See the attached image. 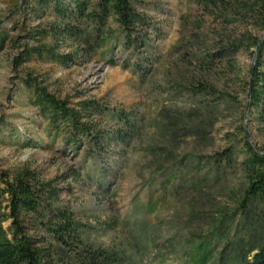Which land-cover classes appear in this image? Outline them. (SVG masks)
<instances>
[{
    "label": "rangeland",
    "instance_id": "obj_1",
    "mask_svg": "<svg viewBox=\"0 0 264 264\" xmlns=\"http://www.w3.org/2000/svg\"><path fill=\"white\" fill-rule=\"evenodd\" d=\"M136 2L157 30L150 35V67L142 76L124 69L133 59L121 47L111 56L98 52L67 66L37 57L16 66L25 47L38 45L28 35L48 28L49 21L19 17V0H0V28L14 39L0 50V171L28 170L39 182L54 180L61 188L56 206L73 212L88 243L116 253L118 264H186V241L200 236L218 243L217 223L242 194L244 177L235 161L228 168L213 165L236 138L237 123L231 110L216 109L184 89L199 77L188 48L196 42L192 22L199 9L189 0ZM44 44L63 54L76 46L51 35ZM238 63L246 68L250 60L240 54ZM25 73L72 106L94 100L131 114L135 130L128 146L112 149L100 162L59 141L50 145L21 84ZM26 140L32 147H23Z\"/></svg>",
    "mask_w": 264,
    "mask_h": 264
},
{
    "label": "trees",
    "instance_id": "obj_2",
    "mask_svg": "<svg viewBox=\"0 0 264 264\" xmlns=\"http://www.w3.org/2000/svg\"><path fill=\"white\" fill-rule=\"evenodd\" d=\"M189 1L201 12L192 22L196 42H188L193 51L190 63L199 77H193L184 89L192 97H205L216 109L231 110L237 123L236 138L213 165L228 168L234 160L242 171L244 187L234 210L222 213L217 223L214 233L218 243L200 236L186 241V264H264V157L260 155H264V41L255 59L247 116L258 152L248 141L243 122L250 63L246 68L238 63L240 54L251 61L264 35V0ZM19 2L14 8L16 15L49 23L48 28L28 35L38 45L25 47L14 59L16 66L31 57L67 66L98 52L111 56L121 47L133 59L126 60L124 69H134L141 76L148 73L150 35L157 30L136 0ZM49 35L59 43L74 42L75 50L58 53L57 46L44 44ZM13 42L9 32L0 28V50ZM108 61L115 65L113 59ZM212 78L220 81L219 86ZM21 84L28 103L45 123L50 145L59 141L74 153L83 152L87 159L101 162L112 149L127 147L133 137L135 123L129 113L94 100L72 106L31 73L23 74ZM110 123L112 127L106 128ZM23 145L33 144L26 140ZM60 192L54 180L39 182L28 170L14 174L0 171V264H118L116 253L88 243L86 229L73 212L56 206Z\"/></svg>",
    "mask_w": 264,
    "mask_h": 264
},
{
    "label": "water",
    "instance_id": "obj_3",
    "mask_svg": "<svg viewBox=\"0 0 264 264\" xmlns=\"http://www.w3.org/2000/svg\"><path fill=\"white\" fill-rule=\"evenodd\" d=\"M264 41V35L262 36L261 39H259L254 51H253V55L250 61V68H249V82H248V89H247V94H246V106L244 109V114H243V122H244V130H245V135L248 139V141L250 142V144L252 145L253 148H255V150L258 152L252 138H251V134L249 133V129H248V125H247V116H248V111H249V101L251 98V90H252V79H253V69H254V64H255V59L258 53V50L260 48L261 43ZM261 156L264 157L263 154L260 153Z\"/></svg>",
    "mask_w": 264,
    "mask_h": 264
}]
</instances>
